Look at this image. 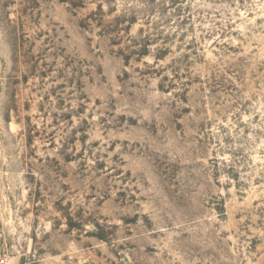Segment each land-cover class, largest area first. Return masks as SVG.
<instances>
[{"label":"rangeland","instance_id":"rangeland-1","mask_svg":"<svg viewBox=\"0 0 264 264\" xmlns=\"http://www.w3.org/2000/svg\"><path fill=\"white\" fill-rule=\"evenodd\" d=\"M0 264H264V0H0Z\"/></svg>","mask_w":264,"mask_h":264}]
</instances>
